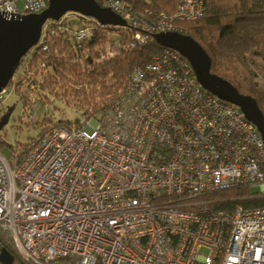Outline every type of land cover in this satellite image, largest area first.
<instances>
[{"label": "built area", "instance_id": "2783aa9c", "mask_svg": "<svg viewBox=\"0 0 264 264\" xmlns=\"http://www.w3.org/2000/svg\"><path fill=\"white\" fill-rule=\"evenodd\" d=\"M97 3L125 25L73 11L46 20L0 91V120L16 104L20 120L35 115L25 101L33 107L48 96L45 56L55 41L74 61H105L153 34L183 33L174 22L205 14L203 0H176L170 15L155 17L127 0ZM47 5L0 0V15L38 14ZM20 148L0 153V250L26 264H264V204L213 209L204 199L228 189L243 191L242 201L264 199V141L173 49L133 67L100 117L53 122Z\"/></svg>", "mask_w": 264, "mask_h": 264}, {"label": "trees", "instance_id": "16d2710c", "mask_svg": "<svg viewBox=\"0 0 264 264\" xmlns=\"http://www.w3.org/2000/svg\"><path fill=\"white\" fill-rule=\"evenodd\" d=\"M97 1V0H96ZM134 9L155 17L170 15L176 0H127ZM204 16L183 22V31L199 43L210 58V71L229 81L236 89L252 96L264 115V0H203ZM164 47L150 40L105 61L87 58L73 60L67 44H51L45 59L51 67L42 87L61 97L72 96L82 107L81 115L100 117L123 88L135 66L150 61L153 53ZM64 122V121H58ZM240 189L216 191L205 195L213 209H231L237 204L259 205L242 201ZM15 256V255H14ZM14 264H26L14 257Z\"/></svg>", "mask_w": 264, "mask_h": 264}, {"label": "water", "instance_id": "95a60500", "mask_svg": "<svg viewBox=\"0 0 264 264\" xmlns=\"http://www.w3.org/2000/svg\"><path fill=\"white\" fill-rule=\"evenodd\" d=\"M47 7L38 14L4 18L0 15V91L6 86L22 56L37 43L43 24L58 20L68 11L94 17L103 24L125 25L117 14L102 8L96 0H47ZM156 44L177 51L187 59L198 83L216 97L236 105L244 117L252 122L264 141V115L256 100L240 93L229 81L211 73V61L202 46L189 35L179 32H159L152 35ZM11 109L2 116L0 128L7 122ZM0 261L12 264L14 256L5 248Z\"/></svg>", "mask_w": 264, "mask_h": 264}, {"label": "rangeland", "instance_id": "374dc122", "mask_svg": "<svg viewBox=\"0 0 264 264\" xmlns=\"http://www.w3.org/2000/svg\"><path fill=\"white\" fill-rule=\"evenodd\" d=\"M174 23L183 29V22L177 21ZM183 34L185 33L183 32ZM261 75L262 73L259 71L258 80L256 81L264 87V80ZM44 93H48V96L41 94V97H38L39 100H34L37 105L33 107L31 106L32 100L25 101L26 104L30 105V109L33 108L32 110L35 113L31 120L27 121V118L24 120L19 119L20 108L18 104L11 110L7 123L0 129V153L4 157H10L12 146L15 144L21 147L20 152L22 154L42 134L43 130L53 122L74 121L80 116L83 108L77 105L75 98L72 96L61 97L54 95L53 92H49L47 89H44ZM9 104L12 107L14 103ZM84 116L88 115L84 114ZM241 192L243 193V191Z\"/></svg>", "mask_w": 264, "mask_h": 264}]
</instances>
